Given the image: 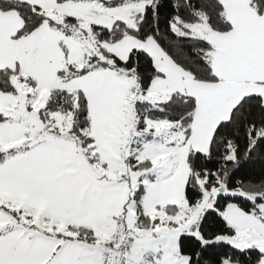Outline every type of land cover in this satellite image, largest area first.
<instances>
[{
    "label": "snow or ice",
    "instance_id": "1",
    "mask_svg": "<svg viewBox=\"0 0 264 264\" xmlns=\"http://www.w3.org/2000/svg\"><path fill=\"white\" fill-rule=\"evenodd\" d=\"M0 264H264V0H0Z\"/></svg>",
    "mask_w": 264,
    "mask_h": 264
}]
</instances>
